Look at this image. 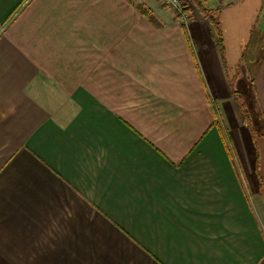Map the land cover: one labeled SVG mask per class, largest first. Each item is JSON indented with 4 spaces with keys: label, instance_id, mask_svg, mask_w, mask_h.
<instances>
[{
    "label": "crops",
    "instance_id": "1",
    "mask_svg": "<svg viewBox=\"0 0 264 264\" xmlns=\"http://www.w3.org/2000/svg\"><path fill=\"white\" fill-rule=\"evenodd\" d=\"M227 2L223 60L194 9L0 0V264H264V0Z\"/></svg>",
    "mask_w": 264,
    "mask_h": 264
},
{
    "label": "trees",
    "instance_id": "2",
    "mask_svg": "<svg viewBox=\"0 0 264 264\" xmlns=\"http://www.w3.org/2000/svg\"><path fill=\"white\" fill-rule=\"evenodd\" d=\"M192 1L197 6L200 13L211 22L212 27H213V31H214L215 40L217 42V47H218L219 52H220V54L224 60L225 46H224V41H223L221 23L217 17V11L219 9L215 8V7L214 8L209 7L206 4V0H192ZM184 11L187 14L188 19L192 17V7L188 3H184ZM145 12L146 11L144 10L143 13H145ZM145 14H147L148 16H151V13L149 12V10H147V13H145ZM174 17L176 20H180L181 19V13H178L177 11H175ZM263 41H264V33H263ZM262 50H264V44H263ZM233 95H234L235 101L238 105V108L241 112L243 120L250 125V123H251V111L248 107L246 100L244 99L242 93L236 89H233ZM260 181H261V186H263V191H264V178H261Z\"/></svg>",
    "mask_w": 264,
    "mask_h": 264
},
{
    "label": "rangeland",
    "instance_id": "3",
    "mask_svg": "<svg viewBox=\"0 0 264 264\" xmlns=\"http://www.w3.org/2000/svg\"><path fill=\"white\" fill-rule=\"evenodd\" d=\"M161 1V0H160ZM209 1L208 3L211 4L212 6H214L215 8H218L219 10L217 11V17L220 20V13L223 10L224 6H228V2L227 0H206ZM162 2V1H161ZM164 4V3H163ZM208 5V4H207ZM170 7V6H169ZM191 7L192 9H194V11H196L197 13H199V9L197 8V6L194 3H191ZM220 7V8H219ZM170 9L172 10V7H170ZM154 17V16H153ZM181 20V19H180ZM221 23V22H220ZM255 26L256 28H263L262 26H264V19H263V14L256 20L255 22ZM241 64L239 63V67H238V71L241 72ZM243 65L245 66V70L248 69L246 68V62H243Z\"/></svg>",
    "mask_w": 264,
    "mask_h": 264
},
{
    "label": "built area",
    "instance_id": "4",
    "mask_svg": "<svg viewBox=\"0 0 264 264\" xmlns=\"http://www.w3.org/2000/svg\"><path fill=\"white\" fill-rule=\"evenodd\" d=\"M167 6L172 7L178 13H181V21L186 22L188 20L187 14L184 11V3H188L191 6L192 0H161Z\"/></svg>",
    "mask_w": 264,
    "mask_h": 264
}]
</instances>
